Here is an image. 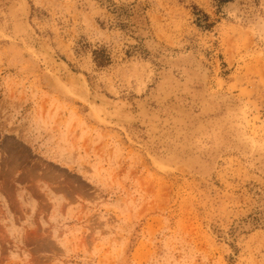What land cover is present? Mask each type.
Listing matches in <instances>:
<instances>
[{"label":"rangeland","instance_id":"rangeland-1","mask_svg":"<svg viewBox=\"0 0 264 264\" xmlns=\"http://www.w3.org/2000/svg\"><path fill=\"white\" fill-rule=\"evenodd\" d=\"M263 159L264 0H0V264H264Z\"/></svg>","mask_w":264,"mask_h":264},{"label":"bare ground","instance_id":"bare-ground-1","mask_svg":"<svg viewBox=\"0 0 264 264\" xmlns=\"http://www.w3.org/2000/svg\"><path fill=\"white\" fill-rule=\"evenodd\" d=\"M153 43V42H152ZM148 44V43H147ZM149 48V47H148ZM169 59V58H168ZM82 94V93H81ZM87 95V94H86ZM105 101H103V103H104ZM218 149V148H217ZM264 160V159H263ZM236 222V221H235Z\"/></svg>","mask_w":264,"mask_h":264}]
</instances>
